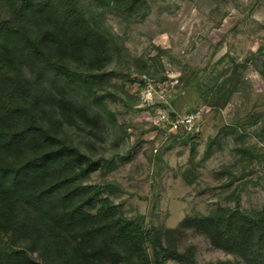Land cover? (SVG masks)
Instances as JSON below:
<instances>
[{
    "label": "rangeland",
    "instance_id": "374dc122",
    "mask_svg": "<svg viewBox=\"0 0 264 264\" xmlns=\"http://www.w3.org/2000/svg\"><path fill=\"white\" fill-rule=\"evenodd\" d=\"M80 1L110 53L93 72L103 105L84 99L100 124L62 130L99 161L84 181L114 184L109 198L149 231L217 206L262 210L264 0H143L129 13ZM174 238L199 264H245L192 230Z\"/></svg>",
    "mask_w": 264,
    "mask_h": 264
},
{
    "label": "trees",
    "instance_id": "16d2710c",
    "mask_svg": "<svg viewBox=\"0 0 264 264\" xmlns=\"http://www.w3.org/2000/svg\"><path fill=\"white\" fill-rule=\"evenodd\" d=\"M95 3L126 13L145 5ZM109 57L80 0H0V264H199L191 246L175 244L186 229L245 264H264V207L217 206L149 231L109 198L114 184L84 181L99 161L62 130L100 124L84 101L103 105L93 93L102 76L93 72Z\"/></svg>",
    "mask_w": 264,
    "mask_h": 264
}]
</instances>
